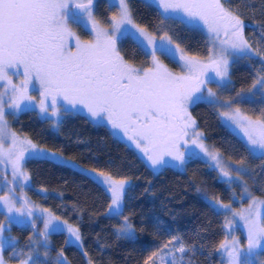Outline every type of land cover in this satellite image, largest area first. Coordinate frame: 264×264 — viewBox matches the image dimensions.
Segmentation results:
<instances>
[{"label":"snow or ice","instance_id":"obj_1","mask_svg":"<svg viewBox=\"0 0 264 264\" xmlns=\"http://www.w3.org/2000/svg\"><path fill=\"white\" fill-rule=\"evenodd\" d=\"M142 2L156 10L161 27L154 32L136 21L130 0H107L110 15L103 25L97 19L98 0H0V166L10 167L12 176L0 195L4 209L0 214L6 221L0 222V264H9L4 260L5 249L22 254L10 234L13 225L31 228L29 241L42 245L45 256L52 233H67L65 244L83 249L78 226L32 204L26 194L16 195L17 189L24 193L30 186L27 162L72 166L62 155L11 131L9 116L37 110L57 130L63 116L81 112L97 124L119 130L155 174L169 167L186 172L189 161L205 160L216 171L217 180L232 190V197H237L234 185L240 189L239 200L247 197V207L234 208L231 199L225 203L216 196H203L209 209L224 217V238L215 251L223 264H264V198L254 195L249 186V180L256 183L257 173L247 164L249 159L259 160L264 171V21L254 22L249 29L244 12L231 7V0ZM166 23L205 32L207 54H189L174 40ZM74 28L86 31L88 38L81 39ZM246 29L253 33L252 39L245 35ZM127 38L148 60L147 67H136L121 54ZM161 56L174 60L179 71L169 70ZM242 59L260 67L248 88L235 91L230 69ZM257 103L261 108L256 118L242 112L241 105ZM201 104L216 109L227 126L238 130L244 155L232 164L205 144V134L192 114ZM6 139L10 142L7 149ZM79 171L87 173L108 196L107 214L122 218L117 237L135 239V227L124 215L129 180L116 179L103 169ZM240 228L246 235L244 242L235 235ZM196 251L194 245H185L174 236L145 264L158 253L161 264H181ZM19 264L37 261L28 255ZM55 264H68L63 250Z\"/></svg>","mask_w":264,"mask_h":264},{"label":"trees","instance_id":"obj_2","mask_svg":"<svg viewBox=\"0 0 264 264\" xmlns=\"http://www.w3.org/2000/svg\"><path fill=\"white\" fill-rule=\"evenodd\" d=\"M130 4L136 21L148 26L150 32L161 27L154 8L145 7L142 0H130ZM230 6L244 12L249 29L254 22L264 21V0H231ZM106 7L107 0H98L96 13L102 25L110 15ZM166 27L174 40L189 54H207V35L204 32L186 30L180 24L166 23ZM74 30L82 38H88L86 31ZM245 35L249 39L253 37L248 29ZM121 54L138 67L148 66V60L131 38L122 43ZM160 58L172 70H179V65L168 57ZM259 67V64L253 66L243 59L234 63L230 69L234 90L248 88ZM260 108L259 103L254 106L241 105L242 112L252 118L259 115ZM192 114L205 134L206 144L219 151L226 162L232 164L244 155L241 139L222 123L216 109L201 104L192 109ZM8 120L15 133L40 147L52 150L85 168L103 169L116 179H128L130 184L124 215L129 217L135 227V239L117 237V226L122 218H111L107 214L109 198L87 173L82 174L72 166H59L49 161H29L26 171L31 181L24 194L32 204L50 209L62 220H67L68 224L78 226L83 237V249L66 245L65 233H52L48 255L45 256L42 245L30 243L31 228L13 225L10 234L17 239V249L20 252L22 250V254L10 262H19L33 255L37 264H55L58 253L63 250L68 264H87L89 259L93 264H145L153 252H158L176 236L185 245H194L197 249L195 255L187 254L181 264H189V261L191 264H223L220 253L215 249L224 238V217L209 209L203 195L196 191L192 178L202 179L215 196L225 203L230 199L233 202L234 197L231 195L232 190L217 180L216 171L207 167L206 162L194 159L188 163L186 172L169 167L155 174L147 166L142 154L137 153L125 140L115 137L107 126L92 122L83 113L63 116L58 130L41 118L37 111H24L15 118L9 116ZM247 164L257 173L256 183L249 180V186L258 197H264L261 162L249 159ZM0 181H8V176L0 172ZM233 187L239 194V187ZM41 188L47 191L41 192ZM2 219L3 215L0 214V222ZM37 225L42 227L39 221ZM237 233H240V229ZM172 247L173 244H169V248ZM85 251L87 256L83 255ZM176 255L179 258L180 254ZM153 262L160 264L159 253L152 257L149 264Z\"/></svg>","mask_w":264,"mask_h":264},{"label":"rangeland","instance_id":"obj_3","mask_svg":"<svg viewBox=\"0 0 264 264\" xmlns=\"http://www.w3.org/2000/svg\"><path fill=\"white\" fill-rule=\"evenodd\" d=\"M74 30V29H73ZM75 31V30H74ZM205 33V32H204ZM206 34V33H205ZM207 35V34H206ZM81 37V36H80ZM81 39H84V38H82L81 37ZM166 57H168V56H166ZM161 59V58H160ZM168 59L169 60H171V61H173V62H175L174 60H172L170 57H168ZM162 62L169 68V70H172L170 67H169V65L167 64V63H165L163 60H162ZM176 63V62H175ZM172 71H174V70H172ZM179 71V70H178ZM13 81H14V78H13ZM16 83H18L19 82V80L18 81H15ZM37 113H38V110H37ZM81 113H83V112H81ZM84 114V113H83ZM39 115V114H38ZM86 115V114H85ZM41 118H43L41 115H39ZM87 116V115H86ZM88 117V116H87ZM89 118V117H88ZM90 119V118H89ZM221 119V118H220ZM91 120V119H90ZM92 121V120H91ZM221 121H222V123L225 125V126H227V124H226V122L225 121H223L222 119H221ZM93 122V121H92ZM95 123V122H94ZM97 124V123H96ZM103 125V124H102ZM105 126H107L110 130H111V132L113 133V135L115 136V137H117V138H120V139H123V140H125L137 153H139V154H142L138 149H136V147H135V145H133L130 141H128L127 140V138L126 137H124L123 136V133L122 132H120L119 130H114V129H112L111 128V126H108V125H105ZM228 128H229V130H231L238 138H240V136L238 135V130H236V129H234V127H230V126H227ZM11 129V128H10ZM11 131L12 132H14L12 129H11ZM15 133V132H14ZM16 135L20 138V139H27L26 137H23V136H20V135H18L17 133H16ZM241 139V138H240ZM29 140V139H28ZM9 141L6 139L5 140V143H4V147H5V149H7L8 148V146H9ZM33 143V142H32ZM34 144V143H33ZM205 144H206V142H205ZM36 145V144H35ZM210 149H212L208 144H206ZM38 146V145H37ZM38 147H40V146H38ZM40 148H43V147H40ZM45 149H47V148H45ZM213 150V149H212ZM52 151V150H51ZM215 151V150H214ZM52 152H54V151H52ZM56 153V152H55ZM57 155L58 156H61L60 154H58L57 153ZM143 155V154H142ZM63 158L65 159V160H67V161H70L71 162V165H72V167H74V168H76V169H88V168H85V167H83V166H81V165H79L78 163H76V162H74L73 160H70V159H68V158H66V157H64L63 156ZM194 160V159H193ZM200 160H202V159H200ZM202 161H204V162H206L205 160H202ZM190 162V161H189ZM230 164V163H229ZM0 172H2L4 175H7L8 176V181H11V179H12V176H11V168L10 167H8V168H4V166H0ZM5 183H6V181L5 182H1L0 181V195H2V194H4V191H5ZM192 183H193V185H194V187H200L201 189H202V191L200 192L203 196L205 195V194H207V195H209V196H215V194L211 191V189L209 188V186L202 180V179H200V178H192ZM129 184H130V181H129ZM28 188V187H27ZM27 188H25V190L27 189ZM24 190V191H25ZM240 190V189H239ZM16 195L17 196H22V195H24V193H21L20 192V190L19 189H17V192H16ZM254 195H256V194H254ZM257 196V195H256ZM238 197H239V194L237 193V197H234L233 198V207L234 208H240L241 206H243V207H247V197H245L244 198V200L243 201H241V200H239L238 199ZM258 197V196H257ZM260 198H264V197H260ZM17 207H19V204H17ZM261 211L262 212H264V207H262V209H261ZM4 212V209H3V206L2 205H0V213H3ZM3 215V214H2ZM2 222H5L6 223V221H5V218H4V215H3V219H2ZM70 225V224H69ZM239 230V229H238ZM237 230V231H238ZM237 231H236V233H235V235L236 236H238L239 238H240V240H241V237H244V239H242L243 241L242 242H244L245 241V239H246V235H245V233H244V230L242 229V228H240V233L238 234L237 233ZM6 235H8L7 233H6ZM65 235H66V238H67V233H65ZM241 235H243V236H241ZM75 246V245H74ZM76 247H78V246H76ZM5 251L7 252H4V260L6 261V262H9V264H19V262H10L11 261V259L12 258H14V257H17L18 255H13V252L11 251V250H9V249H5ZM18 253H20V251L17 249L16 250ZM221 256V255H220ZM165 259H167V257H165ZM160 264H161V262H160Z\"/></svg>","mask_w":264,"mask_h":264},{"label":"flooded vegetation","instance_id":"obj_4","mask_svg":"<svg viewBox=\"0 0 264 264\" xmlns=\"http://www.w3.org/2000/svg\"><path fill=\"white\" fill-rule=\"evenodd\" d=\"M134 65H135V64H134ZM135 66H136V65H135ZM136 67H138V66H136ZM13 78H14V82H15V81H18V79H17L16 77H13Z\"/></svg>","mask_w":264,"mask_h":264}]
</instances>
